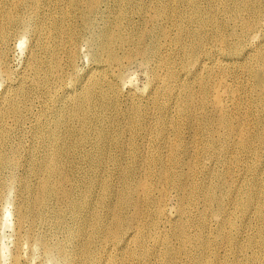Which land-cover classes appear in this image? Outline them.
Returning a JSON list of instances; mask_svg holds the SVG:
<instances>
[{
    "label": "bare ground",
    "instance_id": "6f19581e",
    "mask_svg": "<svg viewBox=\"0 0 264 264\" xmlns=\"http://www.w3.org/2000/svg\"><path fill=\"white\" fill-rule=\"evenodd\" d=\"M134 1L116 0L119 12L109 18L106 12L110 9L109 0H0V78L5 82L0 93V207L9 204L6 191L24 192L17 194L13 204L14 243L8 264H43L50 262L47 259L51 258L64 264H119L117 259L130 257L134 258V264H144L148 251L138 253L129 248L132 243L142 246L143 233L139 225L132 227V223L145 209L152 187L132 186L124 175H120L124 178L120 190L112 188L104 179L99 192L94 188L98 179L87 170L86 164L83 165L87 170L84 180L81 187H77L65 165L70 154L80 152L82 143L88 139H92L96 147L92 154L95 162L100 161L104 148L109 149L106 131L91 127L89 118L93 110L107 107L105 99L109 93L103 85L110 82L108 71L114 74L113 77L122 78V72L115 73V70H120L126 60L137 56L157 60L152 71L155 85L148 96L154 101L161 99L158 109L178 110L179 118H170L178 123H167L169 112H165L166 117L157 120L150 132L147 120L142 128L135 124L131 130L132 148H137L139 138L150 135L166 144V155L172 163L184 162L186 145L169 137L167 132L177 128L183 133L184 127L191 130L192 110L201 106L196 92L186 82V76H191V68L200 73L210 60L218 67H225L221 63L229 58L234 61L248 57L257 60L258 67L253 66L248 73L253 78V89L258 92V103L264 101V24L261 23L264 0H208V11L203 9L200 0H183L189 4L190 10L181 13L170 8L165 0H156L154 10H149L144 2L135 4ZM214 9L222 10L218 19L212 11ZM134 10L146 13L141 24L128 15ZM232 20L240 22L241 32L231 28L229 34L235 41L220 53L216 49L222 50L226 46L225 26ZM191 22L195 23L193 28ZM95 24L97 29L93 30V36L99 49L95 60L99 64L90 68L86 74L89 78L82 81L76 73L79 43L84 31L94 28ZM209 24L212 26L207 28ZM26 32L31 36L27 59L15 71L8 62L10 42L18 40L17 44L21 46ZM249 44L250 48L247 47ZM221 56H227L226 60ZM28 66L31 74L25 75ZM96 71L106 75H93ZM226 87L223 81L206 87L201 100L204 103L211 95L214 117L221 125L228 119L224 111L228 105L223 101L222 91ZM66 103H69L68 116L75 125L69 128L59 121L51 128L43 156L36 163L32 150L30 153L24 149L16 138L17 127L22 123L25 125L28 120L23 110H57ZM201 107L205 109V105ZM259 124L254 133L258 143L264 144V125L260 120ZM63 126L64 132L61 131ZM88 127L92 129V136ZM231 129L234 131L233 126ZM240 132H236L235 144L249 147V140L242 139ZM117 151L121 155L126 153L124 148ZM147 159L153 163L162 160L154 153ZM21 170L23 174L19 173ZM91 171L95 172L96 168ZM158 177L171 184L182 196L191 181L189 172L171 174L161 169ZM250 188L254 189L255 185ZM248 193L242 200L255 203L256 213L264 217V200L255 201L254 192ZM210 201L217 202L218 209H222L220 196L212 195ZM102 205L105 207L101 208ZM155 213L152 225L156 229L162 215L159 202ZM183 213L184 210L179 209V215ZM11 214V209L6 206L5 220ZM5 224L6 221L1 227ZM187 225V222L178 224L183 252H188L186 243L191 241ZM156 237L160 239L159 234ZM4 247L0 258L4 256ZM25 249L32 253V262L23 254ZM252 255L253 258L255 252ZM249 260L232 264H249ZM203 261V255L198 254L193 257L192 264H202ZM149 264H176L173 251L167 248L162 259L155 258ZM209 264L215 262L212 260Z\"/></svg>",
    "mask_w": 264,
    "mask_h": 264
},
{
    "label": "rangeland",
    "instance_id": "374dc122",
    "mask_svg": "<svg viewBox=\"0 0 264 264\" xmlns=\"http://www.w3.org/2000/svg\"><path fill=\"white\" fill-rule=\"evenodd\" d=\"M165 1L178 13L190 10L189 4L183 0ZM230 1L225 0V2ZM137 2H144L149 10H154L156 7V0L134 1L135 4ZM200 3L204 10H209L208 0H200ZM109 4L110 9L106 12L109 18H112L118 14L119 8L116 0H109ZM212 11L217 19L222 16V10ZM128 15L141 24L146 13L134 10ZM179 20L180 18L177 21ZM154 23L157 22L154 21ZM261 23L264 24V15ZM194 25L195 23L191 22V28ZM211 26L212 24H209L207 28ZM231 28L241 32L240 22L232 20L225 26L226 46L220 45L222 50L216 49L220 53L225 52L226 47L231 46L235 41V38L229 34ZM94 29H97L96 24L94 28L85 30L82 41L80 40L79 43L80 52L78 51L76 60V73L82 81L89 78L86 74L90 68L99 64L95 60L99 49L98 42L93 36ZM258 33L261 32L258 31ZM25 35L21 46L17 44L18 40L15 43L10 42L8 62L15 71L19 70L27 59L31 36L27 32ZM247 47L250 48V44ZM150 58L144 60L137 56L128 62L126 60L120 70H115V73L122 72V78L113 77L114 74L108 71L107 76L110 82L103 85L109 93L105 99L108 101L107 107L105 110H93L89 113V118L91 127H99L106 131L109 149L104 148L100 161L95 162L92 154L96 147L92 139L84 141L81 151L71 153L65 160L67 172L75 180V186L81 187L85 172L90 170L98 179L94 188L99 192L104 179L111 183L112 188L120 190L124 186V178L120 175H124L132 186L143 184L152 187L145 209L132 223V227L139 225L143 233L142 246L132 243L129 248L136 249L138 253L142 250L148 251L144 264H149L155 258L162 259L167 248L173 251L176 264H192L193 257L198 254L204 257L202 264H209L212 260L215 264L244 263L247 258L250 259L249 264H264V217L256 213L255 203H245L242 200L246 194H249L248 192H254L255 201L264 200V144L258 143L254 133L255 127L260 125L259 120L261 125H264V101L262 104L258 103V92L253 89V78L248 73L253 66L258 67L259 63L250 57L234 61L230 58L226 60L227 56H221L220 58L226 60L221 63L226 65L225 67L211 64L210 60L209 65L205 66L206 69L200 73H196L195 69L191 68V76H186V82L191 85V90L196 92V98L199 99L201 106L205 105V109L198 106L192 110L191 130L184 127L183 133L177 128L167 132L169 137H174L182 145H186L184 162L172 163L166 155L168 150L166 144L161 140L153 139L150 135L144 139L139 138L137 148H132L131 130L135 124L142 128L147 120L148 132H150L157 120L166 117L165 112H169V118L166 117L167 123L170 121L178 123L172 120L179 118L178 110L158 109L157 104L161 99L157 98L154 101L148 96L155 85L152 71L157 65V60ZM30 74L31 68L28 66L25 75ZM93 75L103 77L106 74L96 71ZM184 76L183 73L182 77ZM17 77L20 78V75ZM92 81L93 79H90V82ZM218 81L226 82L227 86L222 88L223 101L228 105L224 109L228 119L223 125L215 120L211 95L207 96L204 103L201 102L205 88L211 87ZM4 83V80L0 78V93ZM68 108L69 103L57 110H23L28 120L25 125L22 123L17 127L16 138L17 141L22 142L24 149L29 150L30 153L32 150L33 155L36 156V163L43 156V149L47 146V136L51 128L55 127L59 121L69 128L75 125L68 116ZM58 116L59 119H57ZM231 126L234 127V131ZM61 131L64 132V126L61 127ZM88 131L91 134L92 129L88 127ZM237 131H241L242 139L249 140V147L243 148L235 144ZM119 148H124L126 153L121 155L117 151ZM151 153H154L157 158L161 156L162 160L156 163L151 162L147 159ZM84 164L87 170L83 169ZM93 168H96L95 172L91 171ZM161 169L171 174L183 172L191 174V181L187 183L184 191L185 196L158 177ZM122 170L130 171V173H122ZM19 173L23 174V171ZM138 179L142 180L136 182ZM252 184L255 185L254 189L250 188ZM18 193L24 194L22 191L16 192L13 189L6 191L9 204L4 203L0 207V252L5 246V253L3 258H0V264H8L10 260L14 243L13 204ZM212 195L221 197L222 209H218L217 202L210 201ZM157 202L162 207V215L155 229L152 222L156 218ZM6 206L12 212L7 220H5ZM181 208L184 213L180 216ZM4 221L6 224L1 227ZM181 222H187V231L191 235V241L186 243L188 252L181 251L183 241L177 232L178 224ZM150 231H152L151 235ZM156 234L160 235V239L156 237ZM252 252H255L253 258ZM23 254L29 256L31 262L33 261L32 253L28 249H25ZM47 260L50 262L45 261L43 264H64L60 260L58 263L55 258ZM117 262L134 264V258L117 259Z\"/></svg>",
    "mask_w": 264,
    "mask_h": 264
}]
</instances>
